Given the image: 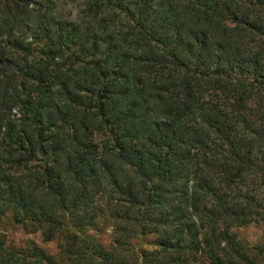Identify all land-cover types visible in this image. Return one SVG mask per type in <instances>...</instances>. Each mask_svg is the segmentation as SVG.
<instances>
[{"label":"trees","instance_id":"trees-1","mask_svg":"<svg viewBox=\"0 0 264 264\" xmlns=\"http://www.w3.org/2000/svg\"><path fill=\"white\" fill-rule=\"evenodd\" d=\"M1 2L2 28L12 34L29 13L22 0ZM83 5L78 21L39 15L37 57L25 36L13 43L25 56L15 65L29 107L52 139L43 132L14 145L0 138V171L32 169L30 159L44 156L40 175L4 189L3 205L11 200L17 222L57 240L62 257L33 242L11 249L0 238V264H191L200 256L209 264H259L234 231L264 222V0ZM1 77L0 103L11 79ZM59 119L65 123L55 132ZM5 124L0 119V135ZM101 188L122 211L109 244L85 234L101 230L91 212ZM150 233L158 250L132 246Z\"/></svg>","mask_w":264,"mask_h":264},{"label":"rangeland","instance_id":"rangeland-1","mask_svg":"<svg viewBox=\"0 0 264 264\" xmlns=\"http://www.w3.org/2000/svg\"><path fill=\"white\" fill-rule=\"evenodd\" d=\"M1 1V0H0ZM24 13H29L24 19H22L23 24L20 26H16L13 29L12 34L7 32L8 30L2 28L4 16V3H0V59L4 58V63H7L6 69L3 68V72L8 77L11 76L6 87H9V94L12 98H7V89L6 87H2L1 89L5 92L6 98L3 102L0 103V119L5 124V128L1 130L2 133L0 138H6L12 140L14 142L21 140L22 137L34 138L36 135H40L43 132V136L47 137V141L50 142L52 139V130L48 132L46 131L45 126H42V122L35 118L33 113L35 110L29 107V100L27 93H30L29 89L24 88L21 83L25 79L18 75V71L16 69L15 61L16 58H23L24 53L22 49L15 48L13 46L14 41L22 42L24 36L25 40L24 43L32 42L31 52H34V56H38V51L41 49V39H44V33L41 36L40 27L34 28V24L37 22V18L41 13H48L53 12L55 16H61V19H66L68 21H78L80 16L84 14L85 5H83L84 0H22ZM28 1V2H27ZM49 9V11H46ZM29 17V18H28ZM53 17V16H51ZM105 17H112L110 15H105ZM115 25L118 24V19H115L113 22ZM96 24H101L100 22L96 21ZM110 29V28H109ZM109 33H115L113 29L108 30ZM8 42V43H7ZM240 43H245L244 40H240ZM73 49L76 52L80 50L77 49L80 47V43L73 42ZM2 65V63L0 64ZM3 72H1V76H3ZM15 88L18 89V93L16 92ZM12 89L16 92L17 96L15 98L12 95ZM36 93H33V98L31 101L37 102L38 98L35 96ZM7 99V100H6ZM5 103V106L2 108V104ZM32 104V103H31ZM34 108V107H33ZM34 110V111H33ZM35 113V112H34ZM27 121V122H26ZM65 122L61 119L58 120L59 126H53V130L56 132L58 130H62L60 126H62ZM8 125H11V129H8ZM25 132V133H23ZM8 135H7V134ZM96 141L99 142L103 136L97 134L95 137ZM10 141V140H9ZM92 150V149H91ZM7 151V150H5ZM100 152V150L98 151ZM4 153V152H3ZM2 153V154H3ZM12 152H5L2 159L8 160ZM28 155V152L26 156ZM44 156L38 152L37 156L34 159H30L28 165H32V169L29 167L19 168L14 170L13 172L8 171H0V187L4 189H10L12 185L17 184V186H21L22 184L26 185L32 179L33 174L36 172L37 175H40L41 170L45 169V165L43 163ZM38 170L36 168H39ZM34 169V170H33ZM89 172H93L89 170ZM82 174V172H80ZM62 178H69L67 171L62 173ZM93 180H97V174L92 177ZM39 184H33L32 188L38 187ZM54 189V188H53ZM40 193L47 194V188L41 187L39 190ZM98 193L94 198V204L91 206L92 210L95 211L94 218L100 221L101 230L99 229H89L86 231L85 234L92 236L91 238H96L100 240L103 244H109L112 241V223L114 219H120V215H122V211L116 207L115 200L112 199V203H110V197L107 198L106 195L102 193ZM9 200V195L7 190H4L0 198V238L5 241V244L9 246L11 249L16 250H25L29 247L30 242L38 245L40 248L46 250L48 254L54 255L56 257H62V253L60 251V247L57 240L46 241L44 240L43 234L40 230L32 231L30 227H27L19 222H17L16 217L14 216V211L9 209L11 207L12 202L8 203V206H4L7 201ZM4 210V212H1ZM19 211V210H18ZM21 212V210H20ZM110 214H114L115 216L112 218ZM20 217V216H19ZM61 218V217H60ZM116 222V221H115ZM120 224V220H117ZM238 239L248 243L252 250L250 254L259 264H264V253H259L258 247H264V222L262 223H252L247 226H243L237 228L234 231ZM158 238L153 234L150 233L146 236L141 237H134L132 239V246L136 248H145V249H156L160 248V244L157 242ZM256 247V248H255ZM191 264H209L208 260L204 256H200L197 261H192Z\"/></svg>","mask_w":264,"mask_h":264}]
</instances>
